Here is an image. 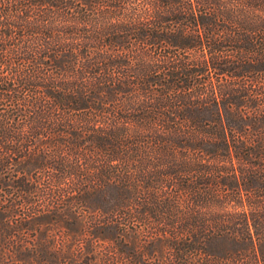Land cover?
<instances>
[{
    "label": "trees",
    "instance_id": "obj_1",
    "mask_svg": "<svg viewBox=\"0 0 264 264\" xmlns=\"http://www.w3.org/2000/svg\"><path fill=\"white\" fill-rule=\"evenodd\" d=\"M0 264H264V0H0Z\"/></svg>",
    "mask_w": 264,
    "mask_h": 264
},
{
    "label": "rangeland",
    "instance_id": "obj_2",
    "mask_svg": "<svg viewBox=\"0 0 264 264\" xmlns=\"http://www.w3.org/2000/svg\"><path fill=\"white\" fill-rule=\"evenodd\" d=\"M61 238V236L59 237ZM61 241H66V239H60ZM61 257H64V256H61ZM63 261H65V263H67L68 259L67 258H62Z\"/></svg>",
    "mask_w": 264,
    "mask_h": 264
}]
</instances>
